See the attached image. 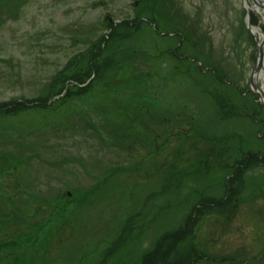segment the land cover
Instances as JSON below:
<instances>
[{"label":"rangeland","instance_id":"1","mask_svg":"<svg viewBox=\"0 0 264 264\" xmlns=\"http://www.w3.org/2000/svg\"><path fill=\"white\" fill-rule=\"evenodd\" d=\"M165 1L155 11L149 5L150 12L139 0H18L0 12V103L47 99L44 106L0 111V194L10 197H0V243L9 244L19 230L15 240H22L0 251V264H19L21 252L23 264L29 258L136 264L201 198L221 195L224 166L239 149L264 150V126L254 130L257 123L246 115L258 118L260 110L250 89L257 38L245 24V0ZM162 10L180 23L161 19ZM135 14L138 20L112 36L110 63H102L104 50L97 70L87 68L105 21ZM184 31L198 37L209 64L225 71L224 82L186 74L205 58L192 53L180 60L179 51L169 50ZM209 64L202 71H212ZM76 71L80 79L71 78ZM87 82L83 91L58 98ZM216 95L229 100L230 114ZM222 136L230 138L218 143ZM220 157L228 163L217 164ZM207 161L213 179L200 183L195 167ZM240 176L245 186L227 204H202L176 248L197 252L195 264H264V158L250 161ZM111 241L118 249L102 258Z\"/></svg>","mask_w":264,"mask_h":264},{"label":"trees","instance_id":"2","mask_svg":"<svg viewBox=\"0 0 264 264\" xmlns=\"http://www.w3.org/2000/svg\"><path fill=\"white\" fill-rule=\"evenodd\" d=\"M17 1L18 0H0V12L1 11H5V12L10 11L11 9L8 10L6 7L11 6L12 4L15 5L16 4L15 2H17ZM139 1H140V6H141L142 10L148 9V10H150V12H151V9H150L149 5H151L153 7L154 11H155L156 5H158V4L166 5L165 0H139ZM13 7H16V6H13ZM14 11L17 13L16 9ZM13 14L14 13L9 14V15H13ZM170 14L171 13L165 12V10L158 12L159 17L161 19L163 18V20L167 21V23H169V22L166 18H169V20L171 22L174 21L173 23L179 24L180 22H178L176 20H172V18H170ZM185 18L186 17H184L182 20H184ZM255 19H256L255 15L249 11V22H250V24H254ZM135 20H138V16H136V14H135V17L122 18L116 22L105 21L104 28H106V31L102 32L99 35L100 42H99V46H98V51L97 52H91L90 53L91 55L87 58V63H88L87 68L94 67V69L97 70V66H98L97 61H101L100 60L101 57L99 55L104 50H106V51L104 52V57H103L102 63L104 65V67L107 66L110 63V57H111V51H112L111 47L115 45L114 44L115 41L114 42L111 41L112 36H114L116 34V32L118 34L119 30L117 31V28H119V26H122L123 24H128L129 22H134ZM117 37L118 36H116L115 38H117ZM177 37L179 39L178 41H180L179 45H176V46L173 45L172 47H170L169 50L170 51H174V50L179 51L180 52L179 55L181 57L180 60H182V58H184L186 54H192V53H194L196 56L200 55V58H203V57L205 58L204 60L202 59L203 63L200 62V65H198L197 68L195 66L194 70L192 69V71L186 72L187 69H184L183 67H181V70H180L181 72H186V74H192V72H193L194 74H196L202 78H209V80L211 82L212 81L216 82V76L219 75L220 81L224 82L222 79H225V71L221 67L219 68L218 66H216V64H214L212 62H210V64H209V62H208V56L209 55L206 54L205 52L201 51V50H198V48L196 46V42H197L198 37L197 38L194 36L192 37L190 33L188 35L187 32L185 33V31L182 32L181 35L180 34L177 35ZM187 43H188V45H187ZM199 43L200 42H198V44ZM183 46L185 47V48H183L184 51L181 50V48ZM170 54L174 58L179 59V57L176 56L178 54H174V53H170ZM93 58H94V60H93ZM118 61L121 62L122 60H118ZM85 62L86 61L84 58V61L82 63H85ZM92 63H93V65H92ZM122 63H124V62H121V64ZM203 64L204 65H206V64L211 65L212 71H210V72H207L206 70L202 71L201 66H203ZM90 71H91V69H87V71L85 73L86 77L89 76ZM174 71H175V69H174ZM78 72L77 71L74 72L71 75V78L80 79V77L82 75H79ZM199 74H201V75H199ZM83 82L84 81H81L80 83L83 84ZM88 84H89V82H87L86 84L81 85V86H77V87L75 86L74 90H67V88H65V90L62 92V94L58 98L66 97V99H67V96H69L71 94V92L83 91L84 89L87 88ZM225 85H227L228 87H230V85H231L232 88H235V85H233L232 83H228V84L226 83ZM60 90H61V86L59 89H57L56 93L57 94L61 93ZM219 94H220V92L217 93V95H219ZM249 94L252 96L254 95L251 92H249ZM217 95H216V98L218 99ZM225 100L229 101V100L221 97V99H218L216 102L221 108L226 107L225 108L226 111L228 112V114H230L232 111L230 108L231 106L230 107L228 106L230 103L226 105ZM46 101H47V99L38 98L37 100L19 99V100H14V101H10V102H2V103H0V111H2V112H15L18 110H23L25 108L31 107L34 104H35V106H44L46 104ZM254 105L256 106L257 109L260 110V116L258 118L257 117L255 118V117H253V113H251V112H248L246 115H247L248 119L251 120L254 124L257 123V124H255L256 126H255L254 130H260L261 127L264 126V110H263V107L259 103L256 102V103H254ZM227 106L229 109L227 108ZM201 138L204 140H207V141H209L211 139L214 140L210 136H208V138H204L201 136ZM228 138H230V137L229 136H222L220 138H217L216 140L218 141V143H220V141H222L224 139L227 140ZM207 156H208V153H207ZM221 158L222 157L218 158L217 164H221L223 162L228 163L227 161L226 162L223 161V159H221ZM263 158H264V150L261 151V149L258 145H255L253 147V149H250V150H245V151L241 150L240 151V149H239V153L238 154L236 153L235 159L233 161L232 160L229 161V162L232 161V165L229 167L226 165L224 166V167H227L226 169L228 171H227V174L223 178V183H221L222 185H218V188L222 189L221 195L216 197V198L212 197V196L209 197L208 202L203 201L204 199H207V198H201L199 200V203L197 202L198 204L195 203L192 206L190 213L189 214L187 213L185 215V217L183 218V222L178 227L162 232L155 239L152 247L143 253L139 262H137V263L135 262V263L136 264H195L196 261L200 258V255L197 252L183 253L182 251H179L180 249H176V248L178 247L179 243L184 241L186 239V237L190 234V232L192 230V225H193L194 221L197 220L196 212L202 206V204L206 205L205 209L214 208L215 206H218L219 204L225 203V202L227 204V202L230 201V198L232 196H236V194L239 192V190L245 186V185H243V183L241 181V176H240L244 167L247 166L250 161H252L253 164L254 163L258 164L263 160ZM214 165L215 164H213V166ZM197 166L198 167H195V174H193V179L200 181V183H202V180L212 181L213 178L211 177V175L206 174L207 171L208 172L211 171L210 169H211L212 165L209 166V162H208V166L206 163L205 168L199 167L198 164H197ZM101 182H102V180H101ZM239 185H243V186H241L239 188ZM86 195H88V194H85V196ZM4 196H7L6 199L10 200L9 195L0 194V197H4ZM53 198H55V197H53ZM43 200L45 201L46 199H43ZM2 204H3V201H0V205H2ZM7 205H4L3 209H8ZM11 205H14V204H12V201H11ZM9 206L10 205H8V207ZM49 208H50L49 209V215L46 218L41 219L42 223L44 221H46L52 213V209H53L52 205H50ZM10 211H12V210H10ZM13 213L17 215V213H15V212H13ZM129 227L130 226L126 223L125 228H129ZM128 233H129V231L127 230L126 235H128ZM20 235H21V233L19 230L16 233V235L13 237L11 242H9V244L5 245L4 243H0V251H2L3 253L6 254V253H8L7 249H9L7 247L15 248L17 246L18 247L22 246V242H21L22 240H19V239L15 240ZM119 243H120V245H122L121 242H119ZM117 245H118L117 242L111 241V243L105 249H103L104 253L102 255V258L116 252V250L118 249ZM19 255H20L18 257L20 259L19 264H23L24 263V253L21 252ZM29 261H30L29 264H42L39 259L37 260V258H34V259L29 258Z\"/></svg>","mask_w":264,"mask_h":264},{"label":"bare ground","instance_id":"3","mask_svg":"<svg viewBox=\"0 0 264 264\" xmlns=\"http://www.w3.org/2000/svg\"><path fill=\"white\" fill-rule=\"evenodd\" d=\"M256 3H263L264 0H255ZM246 11L253 10L259 17L262 22H264V13L262 9L257 6L256 4H253V6L248 5L247 1L245 0V7ZM250 32L257 38V44H259L264 50V32L258 28H255V26L250 25ZM254 83L257 85V91L260 95V99L264 104V61H262V65L259 66L257 69H255L251 76Z\"/></svg>","mask_w":264,"mask_h":264},{"label":"water","instance_id":"4","mask_svg":"<svg viewBox=\"0 0 264 264\" xmlns=\"http://www.w3.org/2000/svg\"><path fill=\"white\" fill-rule=\"evenodd\" d=\"M254 4H256L257 6H259L262 10H263V13H264V2L263 3H256L255 0H251ZM245 22H246V26L249 28L250 27V24L248 22V14L247 12L245 13ZM256 48H257V55H256V58H255V63L252 67V72H251V76H252V73L255 69H257L259 66L262 65V61H264V50H262L261 46L259 44H256ZM250 89L257 94V101L264 106L263 102L261 101L260 99V95L257 91V85L256 83L253 82L252 78L250 77Z\"/></svg>","mask_w":264,"mask_h":264}]
</instances>
